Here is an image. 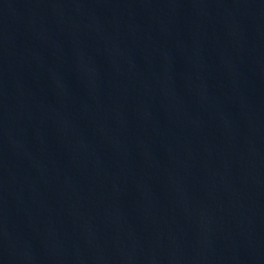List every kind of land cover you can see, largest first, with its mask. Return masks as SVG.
<instances>
[{
    "label": "water",
    "instance_id": "1",
    "mask_svg": "<svg viewBox=\"0 0 264 264\" xmlns=\"http://www.w3.org/2000/svg\"><path fill=\"white\" fill-rule=\"evenodd\" d=\"M0 264H264V0H0Z\"/></svg>",
    "mask_w": 264,
    "mask_h": 264
}]
</instances>
